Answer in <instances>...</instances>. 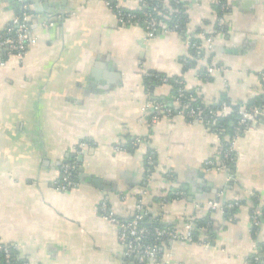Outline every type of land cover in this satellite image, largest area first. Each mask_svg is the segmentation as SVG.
I'll return each mask as SVG.
<instances>
[{
    "label": "crops",
    "instance_id": "0c3cea01",
    "mask_svg": "<svg viewBox=\"0 0 264 264\" xmlns=\"http://www.w3.org/2000/svg\"><path fill=\"white\" fill-rule=\"evenodd\" d=\"M24 1L33 42L23 60L0 67V242L17 246L32 264H135L100 207L106 199L127 220L142 200L153 218L181 232L194 219L213 222L212 241L201 234L198 243H164V262L253 264L260 254L264 264V218L254 234L248 206L264 213V118L237 138L229 180L216 169L215 132L181 116L155 122L145 111L153 99L181 109L168 85L148 94L149 72L182 79L208 105L222 96L257 105L264 96V0H230L225 32L198 61L185 37L148 39L142 26L119 23L105 0ZM181 3L185 30L204 41L218 24L216 0ZM19 8L17 0H0V33ZM163 9L169 23L171 0ZM210 66L216 71L208 75ZM137 138L146 142L134 149ZM119 145L129 149L119 152ZM150 151L155 168L147 182ZM73 155L80 187L58 192L53 184ZM242 201L247 205L228 217L226 206Z\"/></svg>",
    "mask_w": 264,
    "mask_h": 264
},
{
    "label": "built area",
    "instance_id": "2783aa9c",
    "mask_svg": "<svg viewBox=\"0 0 264 264\" xmlns=\"http://www.w3.org/2000/svg\"><path fill=\"white\" fill-rule=\"evenodd\" d=\"M108 7L115 13L119 23L124 25H140L145 31L148 39L153 38L157 33L169 34L178 33L186 38L187 47L194 52V60L198 61L203 58L205 51L212 47L214 39L218 35H222L225 32V15L228 9L230 0H216V5L220 9V17L216 29H214L204 41H199L193 38L187 33L182 26L181 14L182 10L179 7L182 0H174V9L171 12L170 24L165 21V10L163 9V3L165 0H105ZM133 3L137 6V10L127 9L126 3ZM19 4V13L13 19L12 23L6 30L0 35V67H4L11 58H18L23 60L26 56L30 43L33 42L31 35L32 27V14L30 13L29 5L24 0H17ZM141 12V13H139ZM165 13V14H164ZM169 16V19H170ZM187 63H190L187 60ZM191 65V63H190ZM215 68L210 66L208 68V75L215 73ZM261 79L264 83V72L261 73ZM162 82L167 84L166 79H162ZM179 89L177 91L176 102L181 105V109L175 113V110L166 106L162 102L150 100L145 108L146 113L150 116L152 121H160L162 119H173L176 116L184 117L189 122H199L204 124L207 128L213 129L216 126V117H226L232 111L231 106L225 101H222L221 108L219 110H209L204 115V111L201 107L190 108L187 101H193L192 95L186 98V85L183 80L177 82ZM240 119L238 120L234 134L232 136H223L221 128L214 129L217 134L220 147L219 156L220 161L216 166L217 171L225 172L228 179L232 180L230 174V164L235 160L234 145L240 135L252 129L262 118H264V105L253 106L251 108L241 107L238 110ZM146 142L142 138L135 139L131 147L136 148ZM117 151L127 150L126 147L121 145L116 146ZM147 171L145 178L147 182L152 179V174L155 168V154L151 151L147 161ZM78 164L74 160L65 162L61 166V176L54 182L53 187L56 191L66 193L80 187L75 177L78 172ZM209 206L215 210L218 209V203L216 201L210 202ZM241 207L240 202L230 203L226 206V210L234 211ZM101 216L110 224L115 225L119 230V242L124 249V255L127 262H134L135 264H168L164 262L163 254H161L160 246L164 243H197L194 237L195 227L193 221L189 222L187 232H181L174 227L149 229L143 225L148 217V212L140 200L137 204L134 215L130 220L121 221L115 216L109 207L108 200H104L100 207ZM252 226L255 234L261 229L263 220L257 209H253L251 212ZM151 239V240H150ZM0 250L5 255V261L8 264H32L28 259H23L19 255L17 246L10 247L0 243ZM14 252H18L14 255ZM168 257V256H167ZM253 264H263L261 255H255L252 258Z\"/></svg>",
    "mask_w": 264,
    "mask_h": 264
},
{
    "label": "trees",
    "instance_id": "16d2710c",
    "mask_svg": "<svg viewBox=\"0 0 264 264\" xmlns=\"http://www.w3.org/2000/svg\"><path fill=\"white\" fill-rule=\"evenodd\" d=\"M171 4H172V6L175 5L174 4V0H171ZM178 8H180L182 10L181 20H182V26L184 28V25H185V22H186V17H187L186 13H185L186 10L184 9V5L183 4L179 5ZM217 9H218L219 14H220L219 7H217ZM18 13H19V11H18ZM139 13H141V12H139ZM173 21H174V19L171 20V16H170L169 23L172 24ZM2 33H0V35ZM190 54L193 56L194 53H193L192 50H190ZM189 61H190L191 65L196 66L197 63L194 60L189 58ZM204 75H205V73L201 72V76H204ZM162 79H166L167 80V84L163 83ZM205 79H208V78H205ZM180 80H182V79L177 78V77L169 78L166 75L155 73V72H149V73H147L145 75V82H146V85H147V92H148L149 95H152V92L154 91V88L156 86H158V85H168V86H170V89L172 91V95H173V97H175V99H176V97L178 95L177 91L179 89V85L177 84V82L180 81ZM185 91H186V93H185L186 98H189L190 95H192L193 98H194L193 101H189L190 99L187 101V104H189V106H191L190 108L201 107V109L204 111V115L207 114V112L209 110H219L221 108L222 101L225 100L231 106L232 111L226 117H220V116L216 117V126H215L214 129H217L218 127L221 128V130H222L221 137H223V136H232L234 134V128H235L238 120L240 119V116L238 114V110L242 106H240V105H238L236 103H233L230 100V98H228L227 96H222L219 99V102L217 104L213 103V104L208 105V104H205L204 99L202 98V96L199 93H197L195 90L188 89L186 87ZM151 99H153V98H151ZM153 101H155V100L153 99ZM157 102H162V101H157ZM162 103H164V102H162ZM254 104H257V105H254V106H262V105H264V96L259 97L258 101L255 102ZM251 107L246 106L245 108H251ZM214 129H213V132H214ZM126 148H128V146H126ZM150 154H151V151L148 152L147 156H149ZM74 159L77 162L78 167H79L75 179L78 182H80V178H79L80 177V163H79L78 159H76V157L74 155L73 156H69L67 159H65V161H63V163L72 161ZM231 165H232V163L230 164V166ZM166 198H164V199H166ZM172 198L173 197H168L166 200H171ZM240 204L241 205H247V203L243 202V201L240 202ZM248 206L250 208V210H249L250 214H251L253 209H257L258 212L261 215V219L263 220L264 213L261 211V208H260L259 204L251 203L250 205L248 204ZM145 208L148 211L149 215H148V217L145 220V223L143 225L147 226L150 230L154 229L155 227H159V228L171 227V226L163 225L158 220V218H156V219L153 218L152 217L153 215L151 216V211L148 209V207H145ZM236 211L237 210H234V211L226 210L227 216L229 217L230 215L234 214V212H236ZM134 213H135V211L133 212L132 216L134 215ZM131 217L128 218L127 220H130ZM120 220L123 221L124 219H120ZM193 224H194V227H195L194 237H195V240H196L197 243L199 242V237H201V234H204V235L208 236L207 238L210 241L213 240L212 238H213V235H214V225H213V222L211 220H209V218L208 219H204V218H202V219H194L193 220ZM253 232L255 234L254 228H253ZM0 243L5 245V246H10L11 248L15 246L13 244H4L2 242H0ZM160 249H161V254H163V250H162L163 249V244L160 246ZM17 254H18V252L17 253L14 252V255H17ZM262 262H263V259H262ZM0 264H8L5 261V255H4V253L1 250H0Z\"/></svg>",
    "mask_w": 264,
    "mask_h": 264
},
{
    "label": "water",
    "instance_id": "95a60500",
    "mask_svg": "<svg viewBox=\"0 0 264 264\" xmlns=\"http://www.w3.org/2000/svg\"><path fill=\"white\" fill-rule=\"evenodd\" d=\"M231 174H233V172H231Z\"/></svg>",
    "mask_w": 264,
    "mask_h": 264
}]
</instances>
